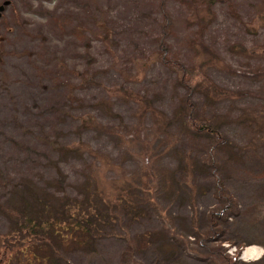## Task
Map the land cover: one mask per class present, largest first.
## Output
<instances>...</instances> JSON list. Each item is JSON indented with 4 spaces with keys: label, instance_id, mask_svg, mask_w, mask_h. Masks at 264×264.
<instances>
[{
    "label": "rangeland",
    "instance_id": "obj_1",
    "mask_svg": "<svg viewBox=\"0 0 264 264\" xmlns=\"http://www.w3.org/2000/svg\"><path fill=\"white\" fill-rule=\"evenodd\" d=\"M4 1L0 264H44L28 229L11 228L25 193L74 195L98 171L107 188L136 177L141 214L117 211L92 247L66 246L63 264H264V252L240 257L264 248V0ZM177 66L230 95L207 98ZM187 114L210 119L228 144L213 147ZM81 142L89 151L67 148ZM211 154L235 198L223 213Z\"/></svg>",
    "mask_w": 264,
    "mask_h": 264
},
{
    "label": "trees",
    "instance_id": "obj_2",
    "mask_svg": "<svg viewBox=\"0 0 264 264\" xmlns=\"http://www.w3.org/2000/svg\"><path fill=\"white\" fill-rule=\"evenodd\" d=\"M165 14H167V10H165ZM166 17L168 18V16ZM203 47L206 48V45H203ZM212 53L216 58H213V61L218 62L219 55L213 50ZM158 57L166 64H173L167 55L166 47H160ZM202 64L204 65V63ZM176 68L181 74L183 83H192L193 88L195 90L201 89L207 98L226 97L231 93L229 89L209 78L205 72L188 71L183 66H177ZM186 86L191 88L190 85ZM129 96L146 104L144 106H150L149 100L142 95L130 92ZM185 101L190 107L195 105L189 98H186ZM144 109L146 110L147 107ZM185 120L190 125L189 128L214 138L215 146L213 147L228 144V137L214 126L210 119L200 121L187 114ZM67 148L88 151L90 149L84 142L73 146L68 145ZM145 155L146 157L148 155L146 151ZM210 159L216 185L215 196L221 202V210L218 213H223L224 210L230 211L236 204L235 198L227 192L221 175L215 171L214 166L216 164L213 163L215 161L213 154H211ZM147 160L149 164V159ZM122 177L114 180L113 184L107 188L99 178V171L98 176H94L92 173L81 182L74 195L34 192L33 195L27 196V193H25L20 206L11 209L9 212L11 228L12 230L28 229V237H30L34 247L37 262L42 260L44 264H63L61 253L66 246L92 247L102 233L105 232L109 223L118 219L119 214H117V211L122 213L125 210L132 209L141 214L140 210L142 209L139 208L141 204L137 205L136 202L139 198L137 192L140 188L142 189L143 185L136 180V177H127V175ZM215 214L214 209H211L209 212L211 221H214ZM63 229L69 230L67 234L64 233ZM39 254L42 256H38ZM234 260V264L240 262L238 257Z\"/></svg>",
    "mask_w": 264,
    "mask_h": 264
},
{
    "label": "built area",
    "instance_id": "obj_3",
    "mask_svg": "<svg viewBox=\"0 0 264 264\" xmlns=\"http://www.w3.org/2000/svg\"><path fill=\"white\" fill-rule=\"evenodd\" d=\"M250 248L254 249L253 254H251V256H249L252 259H257L263 254L264 249L258 245H252V246H250ZM231 250H236V247H233Z\"/></svg>",
    "mask_w": 264,
    "mask_h": 264
},
{
    "label": "bare ground",
    "instance_id": "obj_4",
    "mask_svg": "<svg viewBox=\"0 0 264 264\" xmlns=\"http://www.w3.org/2000/svg\"><path fill=\"white\" fill-rule=\"evenodd\" d=\"M27 1H28V0H27ZM77 1H78V0H77ZM96 1H97V0H96ZM96 1H95V3H96ZM22 2H24V0H22ZM65 2H66V0H65ZM65 2H64V3H65ZM26 4L28 5V3H26ZM62 4H63V3H62ZM84 4H85V3H84ZM29 5H30V8H32V7H31V3H30ZM95 5H96V4H95ZM98 7H99V6H98ZM28 8H29V7H28ZM30 8H29V9H30ZM65 8H66V7H65ZM32 9H33V8H32ZM69 9H70V8H69ZM69 9H68V10H69ZM34 10H35V9H34ZM62 10H63V9H62ZM26 12H27V11H26ZM43 13H44V12H43ZM67 14H68V12H67ZM64 15H65V14H64ZM70 16H72V14H70ZM54 17H56V16H54ZM13 40H14V39H13ZM12 43H13V42H12ZM10 44H11V43H10ZM253 250H254V249H253V248H250V247L246 248L245 251H244V256H247V255H248V256H251V254H253Z\"/></svg>",
    "mask_w": 264,
    "mask_h": 264
},
{
    "label": "water",
    "instance_id": "obj_5",
    "mask_svg": "<svg viewBox=\"0 0 264 264\" xmlns=\"http://www.w3.org/2000/svg\"><path fill=\"white\" fill-rule=\"evenodd\" d=\"M9 2V0H6V1H4V3H8ZM4 8V4H2L1 6H0V10H2Z\"/></svg>",
    "mask_w": 264,
    "mask_h": 264
}]
</instances>
